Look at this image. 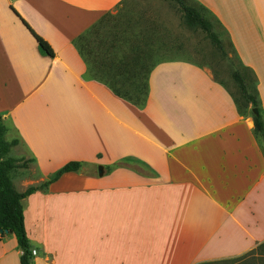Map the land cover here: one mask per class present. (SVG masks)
Here are the masks:
<instances>
[{
  "label": "crops",
  "instance_id": "obj_1",
  "mask_svg": "<svg viewBox=\"0 0 264 264\" xmlns=\"http://www.w3.org/2000/svg\"><path fill=\"white\" fill-rule=\"evenodd\" d=\"M124 0H0V115L31 264H218L264 258V156L251 117L192 63L157 64L143 108L87 76L76 38ZM255 81L264 121V0H193ZM29 28L53 52L48 56ZM14 235L0 264H20Z\"/></svg>",
  "mask_w": 264,
  "mask_h": 264
},
{
  "label": "trees",
  "instance_id": "obj_2",
  "mask_svg": "<svg viewBox=\"0 0 264 264\" xmlns=\"http://www.w3.org/2000/svg\"><path fill=\"white\" fill-rule=\"evenodd\" d=\"M171 1L178 5L186 27L193 31H202L211 44L223 53L224 46L217 33L214 32L213 23L210 20V17H214L207 9L193 0L191 1L194 4H187L185 0ZM105 18H107L106 15L76 38L73 45L84 61L87 67V76L90 79L102 83L115 96L141 109L146 102L148 76L159 63L148 65L144 62V53L138 46L133 48L126 46V42L117 38L116 34L104 33ZM23 24L42 51L52 57L53 52L49 45L37 36L24 21ZM229 45L231 47L230 43ZM243 69L248 71L244 67ZM213 78L215 82L224 86L215 76ZM232 79L236 83L240 95L238 100L231 93L237 111L242 117H251L253 133L264 156V121L255 81L254 87L250 89L245 82V78L238 72L232 73ZM254 109L257 110V113L253 112ZM5 133L6 127L0 115V238L7 234L14 235L18 249L21 252L20 264H31V246L26 236L21 202L36 190L45 189L61 175L69 172H80L81 164L78 162L68 163L58 170L50 180L39 187H29L25 192L18 193L11 182L10 174L16 168H27V162L8 157L10 150L18 142L16 140L7 142Z\"/></svg>",
  "mask_w": 264,
  "mask_h": 264
},
{
  "label": "rangeland",
  "instance_id": "obj_3",
  "mask_svg": "<svg viewBox=\"0 0 264 264\" xmlns=\"http://www.w3.org/2000/svg\"><path fill=\"white\" fill-rule=\"evenodd\" d=\"M185 1L194 4L191 0ZM106 17L104 33L116 34L126 42V46H138L148 65L173 60L192 63L215 76L238 100L240 95L232 79L233 72L241 74L250 89L254 87V79L243 69L225 33L212 17L214 32L224 46L223 53L202 31L186 27L178 5L171 0H124ZM260 254L264 255V251ZM218 264H264V258L248 256Z\"/></svg>",
  "mask_w": 264,
  "mask_h": 264
},
{
  "label": "built area",
  "instance_id": "obj_4",
  "mask_svg": "<svg viewBox=\"0 0 264 264\" xmlns=\"http://www.w3.org/2000/svg\"><path fill=\"white\" fill-rule=\"evenodd\" d=\"M31 255L32 256H35L36 255V252L33 250V251H31Z\"/></svg>",
  "mask_w": 264,
  "mask_h": 264
},
{
  "label": "water",
  "instance_id": "obj_5",
  "mask_svg": "<svg viewBox=\"0 0 264 264\" xmlns=\"http://www.w3.org/2000/svg\"><path fill=\"white\" fill-rule=\"evenodd\" d=\"M253 112H254V113H257V110L254 109Z\"/></svg>",
  "mask_w": 264,
  "mask_h": 264
}]
</instances>
